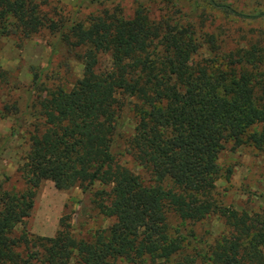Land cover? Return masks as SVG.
I'll use <instances>...</instances> for the list:
<instances>
[{"label": "trees", "instance_id": "trees-1", "mask_svg": "<svg viewBox=\"0 0 264 264\" xmlns=\"http://www.w3.org/2000/svg\"><path fill=\"white\" fill-rule=\"evenodd\" d=\"M208 1L242 19L264 18ZM46 3L0 0V38L47 30L84 68L71 87L40 94L41 124L19 167L23 189L0 184V264H264V207L223 204L216 184L228 144L264 152V40L226 49L215 34L199 41L173 12L153 18L139 6L130 17L112 8L76 19ZM33 76L38 87L41 74ZM5 78L0 71V85ZM126 107L135 116L128 136ZM124 153L144 174L119 161ZM44 180L79 186L112 221L88 240L76 239L65 214L54 236L16 232ZM254 195L264 205V193ZM211 215L223 219L225 238L197 236L195 223Z\"/></svg>", "mask_w": 264, "mask_h": 264}, {"label": "rangeland", "instance_id": "rangeland-1", "mask_svg": "<svg viewBox=\"0 0 264 264\" xmlns=\"http://www.w3.org/2000/svg\"><path fill=\"white\" fill-rule=\"evenodd\" d=\"M41 2L43 0H40ZM236 10L253 13L264 12V0H225ZM51 8L60 10L64 17L86 19L105 9L119 8L125 17L133 15L142 6L149 15L173 12L176 19L192 23L198 40L207 35L221 39L224 48L244 45L248 40H264V18L242 19L232 13L213 7L208 0H46ZM207 43L204 44L206 46ZM200 55L208 56L207 50ZM108 56H102V66L108 64ZM198 58V56H196ZM83 64L69 51L57 36L42 30L28 37L19 34L0 38V71L6 72V80L0 85V184L6 188L21 190L24 182L19 167L30 146V133L40 127L35 119L36 106L45 88H69L82 75ZM41 74V84L34 86L33 73ZM44 90V91H43ZM123 128L130 135L135 124L134 113L126 107ZM14 135H11L12 131ZM228 144L219 154L223 174L217 180L219 199L223 204L249 210L264 207L254 194L264 193V152L243 144L231 148ZM119 161L131 170L144 174L141 166L127 154L119 155ZM232 172L226 177L225 170ZM144 176V175H143ZM99 185H95V189ZM93 198L92 194L90 195ZM69 216L71 232L78 240H88L93 232L106 227L112 219L99 213L92 202L86 203L79 186L57 189L50 180H44L36 189L30 215L16 226V232L27 231L39 236H54L62 215ZM174 223L176 220L171 219ZM190 225V224H188ZM198 237L213 241L225 238L228 229L218 215H211L194 225ZM194 243H190L191 246ZM115 264H127L122 259Z\"/></svg>", "mask_w": 264, "mask_h": 264}]
</instances>
